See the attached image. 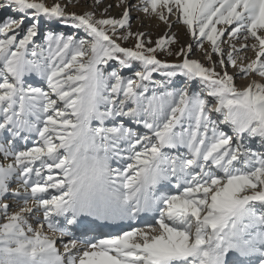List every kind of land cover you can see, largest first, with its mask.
<instances>
[{
    "label": "snow or ice",
    "instance_id": "snow-or-ice-1",
    "mask_svg": "<svg viewBox=\"0 0 264 264\" xmlns=\"http://www.w3.org/2000/svg\"><path fill=\"white\" fill-rule=\"evenodd\" d=\"M117 6L120 18L98 19L59 2L0 3L13 14L0 21V264H264V152L246 143L264 144V0H141L168 28L156 41L131 31L128 0ZM41 17L86 35L38 44ZM174 24L207 64L192 44L173 51ZM229 65L251 83L238 87ZM177 77L197 90L171 88Z\"/></svg>",
    "mask_w": 264,
    "mask_h": 264
},
{
    "label": "rangeland",
    "instance_id": "rangeland-1",
    "mask_svg": "<svg viewBox=\"0 0 264 264\" xmlns=\"http://www.w3.org/2000/svg\"><path fill=\"white\" fill-rule=\"evenodd\" d=\"M108 0H103V2H106ZM45 3L51 5L55 2H59L63 5H67V11L68 12H75L77 14H84L87 13V11H94V8L90 7V0H44ZM113 6L112 8L107 9V12H102V13H96L100 17L104 18H109L113 15V10L115 8H118L119 10H122V7H118L117 5L120 3V0H111ZM0 3H4L6 5V0H0ZM128 3L132 5L131 11H130V26H131V31L133 33L136 32H143L146 34V39H151L152 41H156L163 35H165L168 32V28L166 25L158 22L157 20L153 18H149L144 15L142 11H140L136 5H139L141 3V0H128ZM101 5V4H100ZM98 5V6H100ZM13 15L10 9L5 8H0V21L5 20L8 16ZM122 15V14H121ZM121 17V16H120ZM142 18V19H141ZM174 19V18H173ZM32 19L29 17L27 20H25V25H30L32 23ZM38 36L35 38L36 43L43 45L45 42V38L48 32H53L56 34L63 33L64 35H73L77 37H85V33L80 30H76L73 27H71L68 24L62 23L59 20H49L46 17H41L39 24H38ZM122 31V30H121ZM172 32L175 33L179 37V44L173 45V51L178 50L180 46H186L188 44L193 45V54L192 58L200 60L202 63L207 64V61L205 60L203 52L196 47L195 41L193 38L186 32L185 27L182 24H174L172 28ZM119 35V32H118ZM234 42V41H233ZM122 46L124 47H133L136 41L134 39H129L128 41H123L121 42ZM154 46V45H153ZM226 51L231 50L230 42L227 40V33L224 38V44L222 45ZM237 48L240 47V43L236 42ZM208 47V44L205 43V48ZM243 55V53L241 54ZM247 56L250 58H255V54L252 51L247 52ZM158 58L161 60H166L170 63H178L180 62V59L175 56V55H165L164 53L158 52ZM213 59H217V57H213ZM134 68H136V65H134ZM108 71H117L121 75L125 77H129L133 75V71L130 69L122 68L117 61H109V66L107 68ZM220 69H218L219 71ZM227 71L230 75H233L235 77V82L238 87L243 88V78H240V73L238 72L237 69L231 67L230 65L227 68ZM30 83H32L34 86L42 84V81H39L38 78L35 77H28L27 78ZM154 79L156 81H161L164 80L165 77H163L160 74H154ZM245 81H250L252 80V77H247L244 78ZM257 79V77H256ZM188 87L189 91H195L197 90V86L194 84H187L185 81V78L183 77H177L173 80L171 84V88L175 90H180L183 87ZM126 126L128 127H133L136 131L138 132H145L147 131L146 129L143 128V125H135L132 124L130 121L126 123ZM30 140L32 143L30 144ZM29 142L25 144V147H32L34 146V141L32 138H30ZM249 147H251L254 151L260 152L259 149H264V144L260 142V140L254 139V140H249L246 142ZM19 147H24L23 141L20 142ZM165 151H169L171 154H177V150H168L165 149ZM180 152L185 151L184 149H180ZM122 166L120 163H114V167H119ZM50 192L53 194H56L55 190L50 189ZM174 191V189H173ZM259 208V205H257ZM133 227H138V225H134ZM143 227V226H142ZM111 233H116L119 231H110Z\"/></svg>",
    "mask_w": 264,
    "mask_h": 264
},
{
    "label": "bare ground",
    "instance_id": "bare-ground-1",
    "mask_svg": "<svg viewBox=\"0 0 264 264\" xmlns=\"http://www.w3.org/2000/svg\"><path fill=\"white\" fill-rule=\"evenodd\" d=\"M90 7L91 8H94V11H87V12H94L95 13V15H96V18H104V17H100L99 15H97L96 13L98 12V13H102V12H105V9L107 8V9H109V8H112V6H113V4H112V2H111V0H108V1H106V2H103V0H100V3L99 4H96L95 3V0H90ZM101 4V5H100ZM98 5H100V6H98ZM109 5H111V7H109ZM123 11H124V9H122V10H119L118 8H115L112 12H113V15L111 16V17H115V18H120V16H121V14L123 13ZM142 19V18H141ZM27 20V19H26ZM240 78H241V75H240ZM257 80L259 81L260 80V78L259 77H257ZM244 84H243V88H245V87H247V85L249 84V83H251L250 81L248 82V81H245V79L243 78V81H242ZM262 82H264V81H262ZM30 144L32 143V141L30 140V142H29ZM23 144H24V147H20L21 149H24L25 148V143L23 142ZM260 150V152H264V149H263V151H261L262 149H259ZM8 163H11V159H9L8 161H7ZM11 187H12V189L13 190H15L17 187H18V185L17 184H12L11 185ZM57 194V193H56ZM10 204H12L14 207L15 206H17L18 205V201H16L15 199H12V200H10V201H8ZM29 207H31V208H33L34 210L35 209H37L38 208V205L37 204H35L34 202L33 203H30L29 205H28ZM42 214V211L41 212H37V216H40ZM3 222H5L4 221V218L2 217V216H0V223H3ZM134 225H138V227H142V226H144V222H143V220L141 219V220H138V221H135V222H125V223H123V224H121L120 225V227L119 228H117V229H114V231H121V230H129L130 229V227H133ZM110 230H109V228H105L104 229V232L105 233H111V232H109ZM50 235H51V233H50ZM57 239H58V241H59V239H60V237L58 236V234H57ZM65 239H67V238H65ZM58 247H60V245H59V243H58ZM61 250H62V248H61Z\"/></svg>",
    "mask_w": 264,
    "mask_h": 264
}]
</instances>
